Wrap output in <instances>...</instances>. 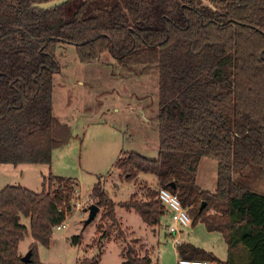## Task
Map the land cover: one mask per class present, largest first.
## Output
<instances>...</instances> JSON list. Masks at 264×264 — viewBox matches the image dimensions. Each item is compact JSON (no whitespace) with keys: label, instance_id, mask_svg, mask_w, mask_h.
I'll list each match as a JSON object with an SVG mask.
<instances>
[{"label":"trees","instance_id":"trees-1","mask_svg":"<svg viewBox=\"0 0 264 264\" xmlns=\"http://www.w3.org/2000/svg\"><path fill=\"white\" fill-rule=\"evenodd\" d=\"M52 1L0 0V166L48 165L52 152L71 139L70 128L53 115L59 45L74 47L82 64L108 54L125 67L154 69L157 158L126 153L115 168L126 181L150 174L157 188L120 206L158 228L167 214L158 193L166 190L177 196L191 226L220 234L229 254L242 247L247 264H264V197L233 179L255 168L264 180V0H204L210 7L202 0H68L51 10L33 8ZM207 159L216 163L213 192L197 184ZM77 188L53 177L43 180L40 194L3 188L0 264H43L37 246L49 247L53 230L72 212ZM90 196L111 230L115 204L99 181ZM28 234L31 256L23 263L19 244ZM176 253L232 264L189 243ZM125 259L156 264L149 253L139 257L132 250Z\"/></svg>","mask_w":264,"mask_h":264},{"label":"rangeland","instance_id":"rangeland-1","mask_svg":"<svg viewBox=\"0 0 264 264\" xmlns=\"http://www.w3.org/2000/svg\"><path fill=\"white\" fill-rule=\"evenodd\" d=\"M57 59L60 69L53 77V115L70 128L69 143L52 152L48 165L0 166V191L16 186L40 194L43 180L49 177L71 180L78 186L72 196V212L64 222L67 229H54L49 247L37 246V259L43 264H123L127 251L142 257L146 244L152 262L176 264V249L171 246L172 238H164V227L153 233L135 212L120 206L131 198L142 200L146 189L157 188L156 178L140 174L126 181L115 168L126 153H137L151 161L157 158L156 71L122 66L108 54L98 62L82 64L74 47L63 44L57 47ZM233 179L264 197V180L255 168L235 173ZM98 181L115 204L117 225L111 230L110 223L101 219L102 209L92 223L84 226L88 213L83 210L93 205L90 195ZM215 183L216 163L204 160L197 171V184L213 192ZM21 222L28 226L27 220ZM73 239H77L76 244ZM179 240L212 250L226 261L222 236L207 232L202 224L190 223L182 229ZM31 243L28 234L19 244L21 256L28 253ZM244 259L247 261L249 256Z\"/></svg>","mask_w":264,"mask_h":264},{"label":"built area","instance_id":"built-area-1","mask_svg":"<svg viewBox=\"0 0 264 264\" xmlns=\"http://www.w3.org/2000/svg\"><path fill=\"white\" fill-rule=\"evenodd\" d=\"M158 199L164 205L169 215L170 225L167 227L168 237L172 238L171 246L177 248L181 242L179 240L180 229L187 228L191 221L187 212L182 208L180 201L176 195H172L166 190H159ZM67 229L66 223L56 227V231H63ZM176 264H211L204 261H191L178 259Z\"/></svg>","mask_w":264,"mask_h":264},{"label":"crops","instance_id":"crops-1","mask_svg":"<svg viewBox=\"0 0 264 264\" xmlns=\"http://www.w3.org/2000/svg\"><path fill=\"white\" fill-rule=\"evenodd\" d=\"M83 212L84 213H88L87 212V210H86V208L83 210ZM167 215V214H166ZM164 216V217H162V219H161V223H160V226L158 227V228H151L152 229V232L153 233H155L156 231H159V230H161V229H163V227H164V238L165 237H167L166 236V228L170 225V219H169V215H167V216ZM182 233V229H180V234ZM130 234L131 235H133V232H130ZM134 238V237H133ZM135 241V240H134ZM136 241H137V239H136ZM224 242V241H223ZM140 244V243H139ZM141 244H143L142 242H141ZM224 245H225V247H226V252H227V257H226V260H231V262H232V264H247L248 263V260L246 261L244 258H245V256L248 254L242 247H240V246H237V247H235L231 252H230V254H229V251H228V248H227V246H226V244H225V242H224ZM145 246V248H144V253H143V256L142 257H144L145 255H146V253H148V250H149V247L148 246H146V244L144 245ZM195 247H197V248H202V247H198V246H196V245H194ZM203 249V248H202ZM206 251V250H205ZM210 251H212V250H210ZM210 251H208V252H210ZM123 252V251H122ZM125 257H126V255H125ZM217 257V256H216ZM218 258V257H217ZM219 260H221V261H224L223 259H220V258H218ZM155 263V262H154ZM156 264H158V262H157V260H156Z\"/></svg>","mask_w":264,"mask_h":264},{"label":"water","instance_id":"water-1","mask_svg":"<svg viewBox=\"0 0 264 264\" xmlns=\"http://www.w3.org/2000/svg\"><path fill=\"white\" fill-rule=\"evenodd\" d=\"M68 0H56V1H52V2H48V3H44V4H38V5H34L33 8L38 9V10H51L53 8H56L58 6H61L63 4H65ZM207 6H209V4L207 3ZM210 7V6H209ZM203 206H201V210L203 209ZM88 212V219L85 222V227L88 226L90 223H92L97 214L99 213V208L92 205L89 207V209L87 210ZM30 256H31V252H28L24 257L21 258V261L23 263H28L30 260Z\"/></svg>","mask_w":264,"mask_h":264}]
</instances>
